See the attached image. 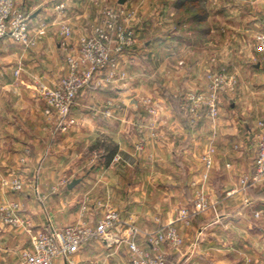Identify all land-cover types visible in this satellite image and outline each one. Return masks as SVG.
Segmentation results:
<instances>
[{"label": "crops", "instance_id": "crops-1", "mask_svg": "<svg viewBox=\"0 0 264 264\" xmlns=\"http://www.w3.org/2000/svg\"><path fill=\"white\" fill-rule=\"evenodd\" d=\"M61 2H67L66 11H59ZM234 4L206 16L211 24L222 26L218 53L208 52L206 46L183 53L179 42L172 40L173 75L166 74V79L161 73L153 87L155 96L149 88L135 84L115 89L90 86L81 91L73 109L80 123L58 131L44 113L46 102L40 89L53 86L67 71L63 52L78 47L85 24L100 20L101 8L91 0H19L33 25L44 22L46 28L30 45L9 36L0 38V44L7 39L17 44L12 51L0 48V173L10 177L16 171L25 180L22 190L4 188L0 180V201L18 202L20 219L16 225L0 221V264H19L22 249H32V235L39 229L83 220L94 224L108 207L135 221L142 232L140 243L148 247L144 233L178 218L181 206L188 207L199 193L219 201L222 222L207 220L201 213L188 225L177 220L184 236L182 250L176 253L178 264H264V225L241 222L244 216L238 202L243 191H233L240 174L254 166L258 120L263 117L264 60L255 39L261 30L260 15L255 0L238 8ZM66 23L73 27L68 46L62 31ZM142 35L138 28L137 43L130 50H153L148 44L142 46ZM160 53L163 68L169 53ZM214 56L237 73V85L221 94L215 121L202 111L191 122L178 105L189 90L206 87V71ZM181 58L183 64H179ZM124 61L130 74L134 65L128 55ZM19 66L22 71L16 75ZM141 89V95L157 98L155 117L147 111L145 98L138 101L139 110H132L134 92ZM104 136L118 144L108 164L100 156L103 148L87 153ZM210 144L215 146L214 166L203 181L201 154ZM76 177L80 181L70 187ZM100 241L97 237L85 241L75 254L76 262L88 264L89 259L98 258L103 251ZM122 252L117 254V264H131L129 252ZM65 262L59 257L54 264Z\"/></svg>", "mask_w": 264, "mask_h": 264}, {"label": "built area", "instance_id": "built-area-1", "mask_svg": "<svg viewBox=\"0 0 264 264\" xmlns=\"http://www.w3.org/2000/svg\"><path fill=\"white\" fill-rule=\"evenodd\" d=\"M67 2L58 5L59 11L67 10ZM136 10L126 4H105L101 9V19L92 23L91 27L79 37L78 47H72L67 55L68 69L53 86H42L41 95L46 105L44 113L53 119L58 131H65L80 123L73 109L77 104L78 95L90 86L103 87L120 82L126 84L129 72L124 65L127 51L137 43V29L133 25ZM64 44L72 36L70 24H64ZM46 24L40 22L33 25L31 16L19 6V0H0V38L9 36L30 45L44 32ZM257 50L264 60V30L256 34ZM213 65L206 71L207 85L201 89H191L181 99L180 110L191 121L195 122L205 109L207 115L215 121L221 110V94L228 89H234L238 80L237 73L232 72L226 64L214 56ZM184 60L179 59V64ZM16 74L21 72L17 67ZM147 109L153 117L159 112V107L147 98ZM112 102H110L111 104ZM111 114V110H106ZM257 149L253 168L239 176V188L243 190L264 181V119L258 120ZM156 134L155 131L152 133ZM215 146L210 144L202 152L205 171L202 180L209 179V173L214 166ZM7 177L0 173L2 187L9 190H22L24 178L18 172H10ZM193 184L197 181L193 180ZM248 200V197L246 198ZM214 209L216 201L210 200L199 193L194 208L183 207L178 218L168 222L154 231L144 233L148 247L140 243L142 232L135 221L124 219L120 211L108 207L96 223L85 220L67 223L61 227L39 229L32 235V249L23 248L19 264H54L57 258L64 257L66 261L70 254L79 251L85 241L92 237L111 243L125 242L129 247L131 264H167V254L160 250L164 243L176 249L184 243L177 220L189 221L190 216L201 211ZM19 203H2L0 201V221L16 225L20 222L18 216Z\"/></svg>", "mask_w": 264, "mask_h": 264}, {"label": "rangeland", "instance_id": "rangeland-1", "mask_svg": "<svg viewBox=\"0 0 264 264\" xmlns=\"http://www.w3.org/2000/svg\"><path fill=\"white\" fill-rule=\"evenodd\" d=\"M91 1L93 3H96L97 5H99L101 9L107 3H110L112 5L113 4L114 5L126 4L127 6L134 8L136 10V13H135V18L133 20V25L137 29L138 28L141 29V31L143 33V35L141 37V44H142V46H145L146 44H148L150 47L153 48V50H151V51L150 50H144V51L142 50L139 52L137 50H130L129 49V51H127V55H128V58L130 59V62L134 66H133L132 71L129 74L130 76H129L128 82L126 84H122L120 82H116L115 84L110 83V84L105 85L103 87H111V88L115 89V87H120V86L121 87L122 86L128 87V86H130V84L131 85L135 84V86L139 85V87L141 86V87H144L145 89L149 88L150 92L155 96L156 92H155L153 87L155 86V84L157 82H160L161 73L165 74L166 79H169L166 76V74L170 75V76L173 75V71H172L171 67H173L175 64V60H174L175 56L171 57L170 53L172 51V48L174 49V42H173L174 40H175V42L177 41V43L179 42V44H177V46H179L180 51H182L183 53H184V51H187L188 48H190V47L199 51V50H202L203 47L205 48V46H206V48H208V52H210V53L214 54V53H218V51H219L218 47L221 44L220 43L221 40H218L219 39L218 31H219V29H221L222 26L218 27V25H216V23L211 24V22L209 20H207L206 18L201 23L190 24L189 22H186V20H184L183 23L180 22V20L184 19L186 16L188 4L183 6L182 9H179V7L177 6L179 0H124L123 3H121L119 0H91ZM234 3H237L236 8H238L241 6L242 7L245 6L247 3H251V0H198V2L196 4V7L197 6L198 7L197 8L195 7L194 11H203V9H204V10H206L207 13H209L210 11L214 13V12L219 11L221 9V7H223L224 5H235ZM255 3H258L256 5V10L260 15V16H258L260 18L258 28L259 29L261 28V30H259L258 32H260V31L264 30V0H255ZM77 7L78 6L75 4V10H79ZM192 10L193 9H191V11ZM66 24H70L72 27L71 23H66ZM91 25H92V23L85 24V26H84V27H86L85 31L88 30L91 27ZM223 27L226 28L227 26L224 25ZM72 29H73V27H72ZM210 29H211V31H210ZM62 31L64 32V27H62ZM208 32H210L212 34V37H214V38H211L208 35L209 34ZM171 37H173L174 39H171ZM10 38H12V37H10ZM208 38H210V39L208 40ZM13 40H15V39H13ZM15 41L7 39L4 43L0 44V48L5 49L6 51H12V49H14L17 46ZM161 44H162V46H161ZM158 46H160L161 49H163V50H161L159 48V51L160 50L165 51V54H166V52H167V54L169 53L166 57L167 59L164 63L163 68H162V64H163L162 62L163 61L161 60V53H160L161 51L160 52L156 51ZM140 48H139V50H140ZM70 49L65 50L62 54L65 61H67V55L70 52ZM165 54H164V57H165ZM183 60H184V58H183ZM190 61L191 60L189 59V62H187V63H190ZM124 64H125V62H124ZM161 69H163V70H161ZM21 71H22V68H21ZM128 72H129V70H128ZM174 74H175V72H174ZM16 75H18V74H16ZM61 77H59L57 79V82H55V84L58 83V81ZM24 78L28 79L27 77H24ZM28 80H30V79H28ZM207 82H206V84H207ZM237 82H238V80H237ZM236 85H237V83H236ZM98 88H102V87H98ZM143 91L144 90L141 89L140 92H138V90L136 92H134V97L132 98V102H133L132 110L136 111V110L140 109V104L138 103L139 100H141L143 102H144V100H143L144 98H145V100H148L147 97H145L144 95H141V93H143ZM149 97L151 98V103L154 106L155 105L157 106V102H156L157 98L156 97L153 98V96H149ZM220 104H222V102H220ZM228 105H230L229 102L226 104V106H228ZM261 106L263 107V105H260V107ZM89 107L92 108L93 104H90ZM73 111L75 112V110H73ZM147 111L151 114V116H153L152 113L148 109H147ZM202 111H206V110L203 109V110H201V112ZM260 113H262L261 116H263V117H261L259 119H262V118L264 119V115H263L264 114V108L260 109ZM54 126H55V124H54ZM105 138L106 137L104 136V137H101L99 139L100 144H103V143L105 144V143L109 142ZM98 149H99V147H96L93 145L89 148L90 151H88L87 153L88 154L92 153L93 152L92 150L97 151V153H98L99 152ZM243 173H245V172H242L241 174H243ZM236 187L239 188V182H238V185ZM236 187H234L233 190H235ZM237 191H243L242 200H240L241 203H240V201L238 202V207L242 211V215L244 216L243 217L244 219L241 220V222L242 223H248V224L257 223L259 225H264V216L259 211L262 208H264V203L262 200V199H264V181L257 183L254 186H250V187H247L243 190H237ZM247 197H248V200H246ZM182 202H183V205L186 204L185 201H182ZM195 202H196V199H193L191 204L189 202L186 205L189 204L188 207L193 209ZM216 204H217V211L216 212L213 211L214 209H208V210L200 212L202 215H206L207 218H205V219H207V220H211V219L213 220L214 219L213 221H216V220L220 221L221 217H219V215H218V214H220L219 210H218L219 201H216ZM182 208L183 207L181 206V209ZM263 214H264V211H263ZM196 215H198V214L191 215L189 221L182 219L181 222L185 225H188L194 217L197 218ZM220 222H222V221H220ZM233 222H235L234 218H233ZM178 228L180 230L179 226H178ZM180 233L183 236V233L181 230H180ZM183 238H184V236H183ZM100 242L102 243L101 245L103 246L102 247V250H103L102 253H100V256L98 258H94L93 261H91L92 259H89L88 264H117L119 261L117 258L118 257L117 254L122 255L123 254L122 249H125L126 253L129 252V247H128L127 243H125V242L111 243V244H108L107 242H104V241H100ZM183 244L180 246V249H176V247H174L170 244H167V243H164L163 245H161L160 250L165 251V253L167 254V264H178V257H177L176 253L181 252ZM123 247H125V248H123ZM77 252L69 255L68 260H67L68 264H78L76 262L77 258L75 256V254ZM95 259H99V260L97 261ZM98 262H100V263H98Z\"/></svg>", "mask_w": 264, "mask_h": 264}, {"label": "trees", "instance_id": "trees-1", "mask_svg": "<svg viewBox=\"0 0 264 264\" xmlns=\"http://www.w3.org/2000/svg\"><path fill=\"white\" fill-rule=\"evenodd\" d=\"M197 2L198 0H179L178 1L177 6L179 7V9H182L183 6L188 4L186 16L184 19L180 20V22L183 23L184 20H186V22H189L190 24H192V23H201L205 20L207 16L206 10L203 9V11H194V8L196 7ZM191 9L193 10L191 11ZM186 122L188 123L187 120ZM94 146L103 148V152L100 153V156L106 164L110 163L113 160L118 150V144L116 142H113L112 140H110L108 143H105V144L104 143L100 144V140H99L97 143L94 144Z\"/></svg>", "mask_w": 264, "mask_h": 264}, {"label": "water", "instance_id": "water-1", "mask_svg": "<svg viewBox=\"0 0 264 264\" xmlns=\"http://www.w3.org/2000/svg\"><path fill=\"white\" fill-rule=\"evenodd\" d=\"M121 3L124 2V0H119ZM80 181V178L79 177H76V178H73L70 183H69V186L72 187L74 186L76 183H78ZM65 264H68L67 261L65 262Z\"/></svg>", "mask_w": 264, "mask_h": 264}]
</instances>
